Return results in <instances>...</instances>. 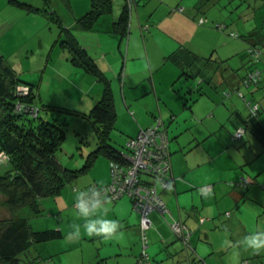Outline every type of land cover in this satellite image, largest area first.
<instances>
[{
	"label": "crops",
	"instance_id": "1",
	"mask_svg": "<svg viewBox=\"0 0 264 264\" xmlns=\"http://www.w3.org/2000/svg\"><path fill=\"white\" fill-rule=\"evenodd\" d=\"M177 1L179 2V0ZM46 2L51 8L67 9L62 14H57L70 27L88 11L90 5V0H46ZM137 2L139 0H136L135 8L131 11V15L133 11L135 12L132 17L135 28L129 27L126 36L119 37L104 32L108 29L109 24L117 19L121 11L122 1H117L112 15L101 18L100 31L76 29L75 37L111 85L115 120L122 115L126 121L119 128L123 134H126L124 143L128 138L135 137L140 129L156 125L157 121H160V126L165 130L169 139L170 176L173 180L168 189L160 190V194L171 216L179 220L189 232V247L183 246L181 241L174 236L169 225L157 213L153 212L149 215L151 227L147 232L151 244L149 253L151 262L152 264H241L246 261L248 264H264V250L253 251L240 247L238 256H234L233 245L226 244L228 240L225 241V244L223 242L222 246L215 244L210 240L212 232L210 230L211 227H216L219 222L207 220L221 215V210L232 211L233 215L224 217V226L226 230L233 231L236 242L250 232L264 231L260 220H253L252 223L250 214L245 216L240 211L241 205L251 201L248 200L250 191L243 197L242 192L220 185L219 183L223 181L222 178L208 179V173L211 171H214L215 176L218 171L225 175L232 171V176L229 179L239 181L245 177L243 166L254 162L257 164L256 170L251 171L246 168L248 173L251 171L248 178L251 182L249 186L253 184V177H257V181H264V122L261 118L258 123L260 134L249 125L246 133L251 132L254 135L247 137L245 133L239 141L232 139L235 130L243 124L244 119L248 116L247 105L237 94L239 90L244 89L240 82L246 71L240 76L232 74L230 77H226V70L218 64L221 56L218 55L217 61H214L213 57L217 54L212 51L208 52L201 43L193 44V39L202 34L200 33L201 26L206 24L202 16L205 10H196L198 2H195L197 8L195 6H192L193 8L175 6L171 9L166 0H155V6L149 9L146 8L151 2L150 0H144V6L138 5ZM161 7L164 8L162 11ZM139 8H142L143 13L139 12ZM178 8L182 9V12H178L176 10ZM163 26L168 29L167 31H170L166 37L167 47L156 51L154 55L152 53V58L156 60L152 62L147 45L156 39L159 32L163 33L160 30ZM138 29L143 33H145L144 31L149 33L151 31V33L142 40ZM190 34H192L191 40H189ZM142 38L145 37L142 36ZM180 38H184L185 41L180 42ZM103 40H105L104 42L110 41V48L114 47L117 50L119 55L114 59L118 62L123 53V41L126 40L123 70L121 66L117 69L118 63L115 64L112 58L106 56L109 52L102 51ZM141 41L144 48L142 46L139 48ZM175 51H177L174 56L175 62H172L170 56ZM64 58L65 65L69 66L70 73L74 75L76 81L82 85L87 83L89 74L81 68L71 65L68 54L64 55ZM103 60L106 63L101 64ZM189 64L191 65L188 66ZM13 65L17 64L13 63ZM167 65L172 68V71L168 75L167 83L162 85V83H157L156 76L161 67ZM182 70L187 71L192 77L185 79L179 76ZM91 78L94 80L92 76ZM177 79H183V83L175 84ZM113 81L115 82L112 83ZM196 86L202 94L194 91L189 92V87L195 88ZM245 89L250 90L246 91L247 96L251 95V100L256 101L257 93L262 92V90L256 91L257 88L253 87ZM101 91L99 89L95 99L88 103V107H93L101 98ZM218 99L221 101L219 102ZM221 112L224 115H221ZM219 129L225 131L217 133ZM220 133L225 134V142L218 140L219 146L225 145L224 148L210 150L211 147H214V143L212 145L210 143L206 146L207 148H204V144L211 137L218 136ZM255 136L256 140L250 138ZM242 139H246L245 143L248 146L237 151L239 154L237 159H242L241 162H236L237 166L234 169H220L217 162L218 155H223L227 151L233 152L236 142H240L239 146ZM230 140L236 143L235 146H229ZM223 149H225L224 152ZM199 150L200 152L203 150L204 153H201L198 161L195 160L196 158L193 159L195 161L188 159V154H194L193 152H199ZM204 157L206 161L202 164L201 161ZM109 175L100 184L98 182L92 186L108 184ZM208 185L212 187L211 192L202 194L200 187ZM249 186L245 189L248 190ZM238 188L245 190L242 187ZM87 189L83 192L86 193ZM251 191L253 193L250 196L251 199H255V201L262 199L259 195L260 192L257 193L256 189H251ZM76 196H69L71 203H75L74 207H76ZM226 199L229 201L228 204L221 205V203L225 204ZM98 214L103 215L104 218L119 221L118 233L110 238L89 235L83 228L85 218L78 214L83 223L80 235H73L74 228L72 227L73 230L70 233L63 234V240H53L39 245L37 256L51 257V260L55 256V263L52 264H135L141 250L140 214L133 209L131 201L127 197H122L115 203H105ZM200 218L204 219L203 223L199 222ZM76 222L68 223V226H73ZM250 223H255V225L251 226ZM73 251L75 253L71 255L69 252ZM85 251L89 253L87 254ZM223 253H228L227 261L221 258Z\"/></svg>",
	"mask_w": 264,
	"mask_h": 264
},
{
	"label": "rangeland",
	"instance_id": "2",
	"mask_svg": "<svg viewBox=\"0 0 264 264\" xmlns=\"http://www.w3.org/2000/svg\"><path fill=\"white\" fill-rule=\"evenodd\" d=\"M18 1L28 4L34 8H38L40 11L39 13H31L27 11L24 6H16L9 3L7 0H0V52L19 76L24 77L29 81V83L31 82L35 85L34 92L38 106L45 104L56 108L54 111L50 112L40 111L39 114L40 117L47 119L48 121L54 120L56 123L62 124L61 128L64 131V138L61 143V148L56 153L59 163L63 167L70 170L81 169L85 165V162L90 154L97 150L98 143V137L91 122L82 114L89 113L92 107H88V103L95 99V95L98 93L99 89L103 90V83L102 81L93 80L89 75L90 77L88 76L89 80L87 83L82 85L79 81H76L74 75H71L69 66L65 65L64 55H70L72 52L65 46L63 41L66 40V32L69 31H67L66 28L70 29L72 27L65 24L62 18H59V20L63 24L58 21H53L54 18H52V20L50 19V17L53 16L50 15L52 11L60 15L65 9L57 10L55 7L51 8L48 3H46V0ZM150 1L151 2L146 9L153 8L155 6V0ZM143 2L144 0H139L137 4L144 6ZM166 2L167 5L170 4V9L175 6H186V8H193L192 6H195V8H197L196 3L198 2V9L196 10H205L204 13H202V16L206 24L201 26L200 33L202 34H199V37L193 39V44L201 43L208 52L212 51L217 54L213 57L214 61H217V56L220 55L221 57L218 64L221 65L222 69L226 70V77H230L232 74H237L238 76L243 74L250 66L249 61L251 56L248 55V50H250L252 46L259 47L261 55L256 66L262 73L260 80L261 85L263 86V92L264 35H260L261 42L258 39L256 42V35L258 32L261 34L264 31V0H179V2L177 0H166ZM135 4L133 10L135 8ZM43 9H45L47 13H44ZM160 9L162 11L164 8L161 7ZM87 10H89V7ZM139 12L143 13L142 8H139ZM134 14L135 12L133 11L129 24L130 28H135L134 21L132 19ZM99 23L101 22L99 21ZM175 29L176 27L174 28V31ZM138 30L140 32V29ZM160 30L164 34L159 32L160 34H157L156 39L150 41L147 45V48L151 53L152 62L156 61L152 58V53L154 55L156 51L163 50L167 47L166 37H168L170 31H167L168 29L164 26ZM71 32L73 35H77L75 29L72 28ZM144 32L145 33L142 31L140 32L142 40L146 39L151 33V31L150 33L147 31ZM231 33L236 34L237 37L232 36ZM192 34H190L191 38L189 40L192 39ZM142 36L145 38H142ZM179 40L181 42L184 38H180ZM104 41L105 40H103L102 51L109 52L106 56L112 58L115 64L118 63L117 69L121 66L123 70L126 40L123 41V53L122 56L119 57V62L114 59V57L119 55L117 54V50H115L114 47L110 48V41ZM258 43H260L259 46ZM261 43L263 44L261 45ZM141 46L144 48L142 41L139 48H141ZM104 62L105 61L103 60L101 64ZM13 63H16L17 65L14 66ZM69 63L71 64V61ZM170 71H172V68L169 65L161 67V69L157 72V83H162V85L167 83ZM107 77L109 76L107 75ZM112 78L114 79V75ZM114 82L115 81L112 83ZM182 83L183 79H177L175 82V84L178 85H181ZM246 91L250 90L245 88L243 90L241 89V92L245 95V97L251 100V95L247 96ZM261 95L263 96L261 92H258L255 98L260 102L261 112L259 118H261L264 122V103H262L264 98L261 97ZM218 101L220 102L221 99H218ZM218 114H220V112H218ZM221 115L224 114L221 112ZM115 121L114 128L110 131L111 140L109 143L120 152H125L124 140L126 138V134H123L119 128L125 124L126 121L122 115H120ZM220 131L225 130L219 129L217 133ZM224 135L225 134L220 133L218 136L211 137V139L204 144V148L210 143L211 145L214 143V147H211L210 150L219 147L224 148L225 145L219 146L220 140L224 142L226 141ZM249 135L254 134L247 132L246 136L248 137ZM250 138L255 140L257 139L256 136ZM245 140L246 139H242L239 146L238 144L240 142H236V144L230 140L229 146L233 147L236 144L237 149L235 148L233 152L227 151L223 155H218L217 162L220 165V169H234V167L237 166L236 162H241L242 159H237L239 157L237 151L243 150L248 146L246 145ZM224 151L225 149H223V152ZM193 153L194 154H188V159L193 160L196 158L195 160L198 161L201 153H204V151L201 150L200 152L199 150V152ZM205 161L204 157L201 161L202 164H204ZM109 162L110 161L107 157L102 154H98L94 158L92 165L89 168H86L72 185L77 187L78 192L74 191L71 185L66 186L58 194L43 198L39 201V207L41 210L40 213L35 215L29 208H22L14 216L28 219L34 230L59 229L63 234L67 232L70 233L71 230H73V226H68V223L78 221L76 224L81 226L83 223L81 218L78 217L79 213L78 209L74 207L75 203H71L69 196L72 197L73 195H77L79 192L86 190L89 186L98 182L99 184L100 182H103L108 177L107 175L110 171ZM212 165L215 166V164ZM246 168L254 171L257 169V164L252 162L249 165L243 166V173L245 177L242 179L247 180L251 171L248 173ZM10 170L11 165L9 161L0 153V176H4L6 172ZM238 170H240V168H238ZM208 176V179L210 180L222 178L223 181L219 183L220 185L227 186L231 190L235 189L236 191L242 192L243 197L246 196L249 191L251 196L253 194L251 189H256L257 193L260 192L259 195L262 199H256L255 201V199H251L249 196L248 200L251 201L241 205L240 211H242L245 216L250 214L252 218L250 220L252 223L253 220H260L263 224L262 228H264V181H257V177H253L254 181L252 185H248L249 189L247 190L244 187L245 190H240L238 188L239 186L237 188H232V183L240 181H231L232 179H229L230 176H232V171L228 175L222 173L220 174L218 171L216 176L214 171H211L208 173ZM250 183L251 182L249 181V184ZM1 199L2 198L0 197V201ZM228 202L229 201L226 199L225 204L221 203V205L226 206ZM253 204L254 206H252ZM237 211L238 210L236 209V212ZM225 213L233 215L230 210H221V215H216L212 219H207L206 217L204 219L211 220L212 222H219V224H216V227H211L210 231L212 232L210 234V240L220 246L223 245V242L225 244L226 240H231L233 248L236 241L233 237V231L226 230V227L224 226L226 218ZM9 216H12L10 211L0 205V218ZM220 222L223 223L221 224ZM252 223H250V225L254 226L255 223ZM61 240H63V238L57 241ZM150 247L151 244L149 243V253ZM69 253L73 255L75 251ZM85 253L88 254L89 252L85 251ZM35 257H37V250L32 248L26 256L22 257L23 262L20 264H28V261H31ZM221 258L227 261L229 258L228 253H223ZM52 260V262L55 263V256L52 257Z\"/></svg>",
	"mask_w": 264,
	"mask_h": 264
},
{
	"label": "trees",
	"instance_id": "3",
	"mask_svg": "<svg viewBox=\"0 0 264 264\" xmlns=\"http://www.w3.org/2000/svg\"><path fill=\"white\" fill-rule=\"evenodd\" d=\"M7 1L16 6H24L31 13H39L40 11V9L18 0ZM117 1L90 0L89 10L76 20L72 28L81 31H100L99 26L101 23L99 21L101 22V18L105 16L112 15ZM120 1H122V8L117 19L109 24L108 29L104 32L124 37L128 33L131 12L126 0ZM176 10L182 12L180 8ZM43 11L47 13L45 9ZM50 15H53L50 17L51 20L54 18L53 21L60 22V17L56 12L52 11ZM72 28H66L69 33L66 32L67 38L63 41L65 46L72 52V54H68L71 64L81 68L95 80L103 83L101 98L94 104L88 114H82L91 122L97 134V150L90 154L85 165L78 170L63 167L56 157L64 138L62 124L40 117V111L50 112L56 108L45 104L38 106L34 92L35 85L19 76L0 52V153L6 157L11 165V170L6 172L4 176H0V197L2 198L0 205L8 209L12 215L0 218V264H20L23 262L22 257L26 256L32 248L37 250L39 244L63 238V233L59 229L34 230L28 219L14 216L20 209L29 208L35 215L40 213L39 201L58 194L66 186H72L79 175L92 165L98 154L107 157L109 161L120 160L118 155L120 151L109 143L111 140L110 131L114 128L116 117L111 86L94 60L79 45L75 35L71 32ZM263 32L261 34L257 33L256 42L257 39L260 40V35H264ZM232 34L237 37L236 34ZM259 45L260 43H258ZM251 50L260 52L259 47L252 46ZM247 53L251 56L250 66L241 79V87H253L257 88L256 91H261L263 87L260 80L262 73L256 66L261 52L258 58L249 51ZM176 54L177 51L171 54L170 60L172 62H175L174 56ZM256 71L260 72L259 79L255 82H248L249 74ZM179 76L185 79L192 77L184 70L180 72ZM190 91L202 94L197 86L195 88L189 87ZM261 93L263 94L261 97L264 98V89ZM237 94L246 103L248 116L235 132L242 129L245 134L250 125L260 134L258 126L261 112L260 102L247 99L241 90ZM92 187L103 186H90L86 191V195ZM72 188L74 191H78L76 186H72ZM52 263L51 257L42 258L40 256L28 261V264Z\"/></svg>",
	"mask_w": 264,
	"mask_h": 264
},
{
	"label": "built area",
	"instance_id": "4",
	"mask_svg": "<svg viewBox=\"0 0 264 264\" xmlns=\"http://www.w3.org/2000/svg\"><path fill=\"white\" fill-rule=\"evenodd\" d=\"M126 3L131 12L135 0H126ZM232 36L234 35L232 34ZM248 51L257 58L259 57V51L251 49ZM259 77L260 72L256 71L249 74L247 81L255 82ZM160 125V121H157L156 125L140 129L135 137L128 138L124 143L125 152L118 153L120 160L109 162V184L103 187H92L85 196V199H101L102 201L106 197L104 204L116 202L122 197L130 199L133 209L140 214L141 250L135 264H152L148 252L147 232L151 227L149 215L153 212L157 213L169 225L174 236L181 241L183 246L189 247V232L179 220L171 216L160 194V190L168 189L173 180L170 176L169 139ZM243 134L244 131L239 129L233 134L232 139L239 140ZM231 185L247 188L249 180L241 179ZM211 190L210 185L201 187L203 194H208ZM94 192H98L99 196H93ZM225 216L229 217L230 213H225ZM203 221V218L199 219L200 223ZM241 264H248V262L243 261Z\"/></svg>",
	"mask_w": 264,
	"mask_h": 264
},
{
	"label": "clouds",
	"instance_id": "5",
	"mask_svg": "<svg viewBox=\"0 0 264 264\" xmlns=\"http://www.w3.org/2000/svg\"><path fill=\"white\" fill-rule=\"evenodd\" d=\"M85 192H79L76 196V207L81 217L85 218L83 224L84 230L89 235H98L104 238H110L117 234L120 228L119 221L115 219L104 218L103 215L98 214L103 207L106 197L102 201L101 199H85ZM93 196L98 197L99 193L94 192ZM95 217V218H94ZM73 235L79 236L81 225L74 224ZM229 246H232V241L226 242ZM243 247L245 249H251L253 251L264 250V231L257 230L245 235L241 240L236 242V246L233 247V255L238 256V249Z\"/></svg>",
	"mask_w": 264,
	"mask_h": 264
}]
</instances>
